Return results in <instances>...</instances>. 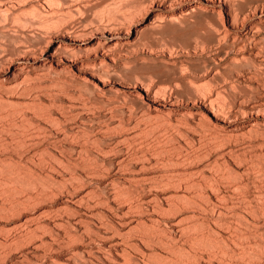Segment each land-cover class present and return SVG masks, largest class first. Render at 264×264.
<instances>
[{
    "label": "rangeland",
    "instance_id": "rangeland-1",
    "mask_svg": "<svg viewBox=\"0 0 264 264\" xmlns=\"http://www.w3.org/2000/svg\"><path fill=\"white\" fill-rule=\"evenodd\" d=\"M263 246L264 0H0V264Z\"/></svg>",
    "mask_w": 264,
    "mask_h": 264
},
{
    "label": "bare ground",
    "instance_id": "bare-ground-1",
    "mask_svg": "<svg viewBox=\"0 0 264 264\" xmlns=\"http://www.w3.org/2000/svg\"><path fill=\"white\" fill-rule=\"evenodd\" d=\"M240 186H241V185H240ZM200 187H201V186H200ZM130 196H131V195H130ZM132 196H133V195H132ZM138 197H139V196H138ZM138 197H137V198H138ZM182 197H183V196H182ZM189 197H190V196H189ZM127 198H128V197H127ZM134 199H136V198H134ZM182 202H183V201H182ZM188 202H189V201H188ZM174 203H175V202H174ZM171 205H172V204H171ZM184 206H185V205H184ZM187 206H188V205H187ZM170 207H171V206H170ZM175 207H176V205H175ZM180 208H181V207H180ZM172 209H173V208H172ZM175 209H176V208H175ZM181 210H182V209H181ZM170 211H171V210H170ZM141 212H142V211H141ZM168 215H169V214H168ZM189 225H190V224H189ZM192 226H193V225H192ZM237 228H238V227H237ZM184 229H186V228H184ZM194 229H195V228H194ZM236 230H237V229H236ZM150 231H151V230H150ZM193 231H194V230H193ZM204 234H205V233H204ZM207 234H208V233H207ZM202 235H203V234H202ZM237 235H238V234H237ZM249 236H250V235H249ZM249 236H248V237H249ZM256 236H258V235H256ZM202 237H203V236H202ZM253 237H255V236H253ZM197 238H198V236H197ZM197 238H196V240L198 241ZM200 238H201V237H200ZM200 238H199V240H200ZM203 238H204V237H203ZM205 238H206V237H205ZM205 238H204V239H205ZM208 238H209V237H208ZM251 238H252V237H251ZM244 239H245V238H244ZM202 240H203V239H202ZM240 240H241V239H240ZM246 241H247V240H246ZM195 242H196V241H195ZM201 242H202V241H201ZM235 242H236V241H235ZM148 243H149V242H148ZM198 244H199V243H198ZM236 244H237V243H236ZM258 244H259V243H258ZM208 245H209V244H208ZM259 245H260V244H259ZM248 247H249V246H248ZM253 247H254V246H253ZM256 247H257V246H256ZM263 247H264V246H263ZM250 248H251V247H250ZM214 251H215V250H214ZM252 252H253V249H252ZM254 253H255V251H254ZM254 253H253V254H254ZM219 255H220V254H219ZM225 255H226V254H225ZM242 255H243V254H242ZM245 255H246V254H245ZM227 256H228V255H227ZM227 256H226V257H227ZM234 258H235V257H234ZM251 259H252V258H251Z\"/></svg>",
    "mask_w": 264,
    "mask_h": 264
}]
</instances>
